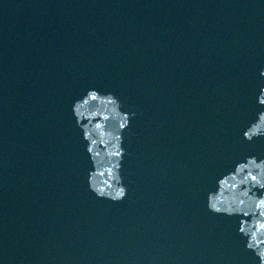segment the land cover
I'll return each instance as SVG.
<instances>
[{"label":"water","instance_id":"95a60500","mask_svg":"<svg viewBox=\"0 0 264 264\" xmlns=\"http://www.w3.org/2000/svg\"><path fill=\"white\" fill-rule=\"evenodd\" d=\"M261 69L264 0H0V261L259 264L205 193L264 159V138L243 139ZM90 88L135 113L120 202L89 190L72 106ZM120 119L93 120L101 183Z\"/></svg>","mask_w":264,"mask_h":264},{"label":"clouds","instance_id":"9594fccd","mask_svg":"<svg viewBox=\"0 0 264 264\" xmlns=\"http://www.w3.org/2000/svg\"><path fill=\"white\" fill-rule=\"evenodd\" d=\"M259 77L264 78V69L259 71ZM96 104L103 107L91 110ZM256 104L264 109V86L259 87ZM76 124L81 128L83 140L87 143L86 151L90 155L94 170L89 172V190L99 199H109L113 202L123 201L127 197V187L124 185L122 165L127 155L123 147V133L131 127L135 117L134 112L123 111L120 100L113 93L102 94L96 88L86 90V94L76 100L72 106ZM116 112L122 117L117 126L108 134L110 147H107V164L110 165V178L114 182H98L96 158L94 151L97 144L94 139L95 129L99 124H93L97 115ZM107 121L109 117L103 116ZM87 121V124L84 123ZM103 135V133L101 134ZM264 138V111H259L257 119L243 131V139L249 143ZM114 170V171H113ZM207 209L220 216L239 218L238 233L246 239L245 247L255 253L259 264H264V159L256 156H246L237 160L227 171L220 172L215 179V185L205 193ZM0 264H3L0 261Z\"/></svg>","mask_w":264,"mask_h":264}]
</instances>
